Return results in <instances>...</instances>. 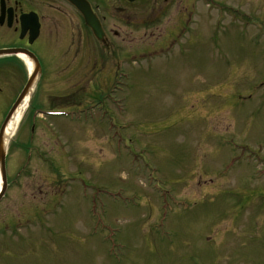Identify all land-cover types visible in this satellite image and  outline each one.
<instances>
[{
	"label": "rangeland",
	"instance_id": "obj_1",
	"mask_svg": "<svg viewBox=\"0 0 264 264\" xmlns=\"http://www.w3.org/2000/svg\"><path fill=\"white\" fill-rule=\"evenodd\" d=\"M144 2L106 15L102 76L40 77L5 142L0 264H264V0ZM33 104L91 116L32 128Z\"/></svg>",
	"mask_w": 264,
	"mask_h": 264
},
{
	"label": "flooded vegetation",
	"instance_id": "obj_2",
	"mask_svg": "<svg viewBox=\"0 0 264 264\" xmlns=\"http://www.w3.org/2000/svg\"><path fill=\"white\" fill-rule=\"evenodd\" d=\"M80 1L85 4V11L89 8L100 25L103 41L99 42L93 36L83 15L67 0H0V128L27 78L22 61L14 54H5V51L31 54L39 64L40 75L46 74L49 78H60L61 74L86 79L103 75V50L110 47L113 38L123 40L118 31L104 25L107 22L105 15H125L129 20L133 17L129 8L132 4H126L125 0ZM154 1L152 5L146 0L144 7L147 11L148 4L152 5L156 12L154 16L159 20L162 8ZM178 15L180 17L182 13L175 14ZM179 27L175 23L169 32ZM167 42H171V38ZM63 55L65 59L69 58V62L60 71L64 64ZM43 59L52 64L48 70L44 68ZM57 69L59 71H55Z\"/></svg>",
	"mask_w": 264,
	"mask_h": 264
},
{
	"label": "water",
	"instance_id": "obj_3",
	"mask_svg": "<svg viewBox=\"0 0 264 264\" xmlns=\"http://www.w3.org/2000/svg\"><path fill=\"white\" fill-rule=\"evenodd\" d=\"M129 1L132 2L134 0H129ZM81 12L83 13V11H81ZM88 24L93 29L94 35L96 37L100 38L101 37L100 30L99 29H95V26L93 24H91L90 22H88ZM24 55H26V54H24ZM35 80H36V71L34 73H32V76L30 77V79H29V81L27 83V86H26L25 90L23 91V93L21 95V101H23L25 99V95L28 93V91L30 90V88H31L32 84L35 82ZM17 108H18L17 105H15L13 107L12 111L10 112V114L11 113L14 114L16 112ZM9 117H10V115H9ZM3 129H4V127H3ZM4 131L5 130H3V133H4ZM3 133L1 132V135H0V176H1V180H2V190H1V193H0V199L4 195V192H5V189H6L5 165H4V162H5V152H4V140H2L3 139V137H2Z\"/></svg>",
	"mask_w": 264,
	"mask_h": 264
},
{
	"label": "bare ground",
	"instance_id": "obj_4",
	"mask_svg": "<svg viewBox=\"0 0 264 264\" xmlns=\"http://www.w3.org/2000/svg\"><path fill=\"white\" fill-rule=\"evenodd\" d=\"M20 57H21L20 59H22V61L26 64L28 69L31 70V66H32L31 63L28 62L26 59H24L22 56H20ZM25 108H26V100H25L24 104L16 111L14 117L12 118V121H10V123L6 127L5 142H8L9 139L12 137V135L16 129L17 122L19 121V119L23 115L22 113L24 112ZM0 185H1V183H0Z\"/></svg>",
	"mask_w": 264,
	"mask_h": 264
}]
</instances>
